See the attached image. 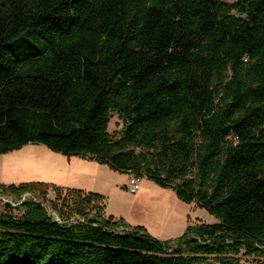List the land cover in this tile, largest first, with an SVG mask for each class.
Returning <instances> with one entry per match:
<instances>
[{
  "label": "trees",
  "instance_id": "1",
  "mask_svg": "<svg viewBox=\"0 0 264 264\" xmlns=\"http://www.w3.org/2000/svg\"><path fill=\"white\" fill-rule=\"evenodd\" d=\"M29 144L173 187L218 223L162 242L103 195L55 187L56 218L47 185L0 186L43 200L0 214V264L263 258L264 0H0V155Z\"/></svg>",
  "mask_w": 264,
  "mask_h": 264
},
{
  "label": "rangeland",
  "instance_id": "2",
  "mask_svg": "<svg viewBox=\"0 0 264 264\" xmlns=\"http://www.w3.org/2000/svg\"><path fill=\"white\" fill-rule=\"evenodd\" d=\"M223 1L227 4L237 2V0ZM233 14L238 15L237 11H233ZM41 48L42 45L33 44L25 49L14 48L13 52L18 54L21 51L31 55ZM123 127V122L116 113H113L108 132L117 139ZM128 177V174L114 171L108 165L88 158L67 157L39 144H29L20 150L0 155V186L47 185L49 201L43 204L49 214L56 218H58L57 214L52 211L49 204L63 202L56 198V191L53 189L59 187L64 193L66 189H79L87 193L103 195L107 215H111L116 220L123 219L131 228L137 225L143 226L151 236L162 242L176 241L189 226L218 223L206 209L182 202L174 189L161 187L147 177L140 179L141 189L137 194L130 193L126 187ZM30 199L43 202L30 194L17 199L0 193V214L5 215L10 212L7 208L8 204L17 208ZM13 213L18 214L19 211L14 209ZM78 219L73 218L72 222ZM238 258L240 264H257L264 261V257L249 256L244 251ZM198 264L221 263L209 258Z\"/></svg>",
  "mask_w": 264,
  "mask_h": 264
},
{
  "label": "built area",
  "instance_id": "3",
  "mask_svg": "<svg viewBox=\"0 0 264 264\" xmlns=\"http://www.w3.org/2000/svg\"><path fill=\"white\" fill-rule=\"evenodd\" d=\"M127 189L132 194H137L140 190V180L135 176H131L128 180ZM126 230L127 228H123Z\"/></svg>",
  "mask_w": 264,
  "mask_h": 264
},
{
  "label": "crops",
  "instance_id": "4",
  "mask_svg": "<svg viewBox=\"0 0 264 264\" xmlns=\"http://www.w3.org/2000/svg\"><path fill=\"white\" fill-rule=\"evenodd\" d=\"M130 177H131V176L128 177V180H129ZM140 189H141V187H140ZM90 193H91V192H90ZM106 216H111V215H107V214H106ZM137 226H140V225H137Z\"/></svg>",
  "mask_w": 264,
  "mask_h": 264
},
{
  "label": "bare ground",
  "instance_id": "5",
  "mask_svg": "<svg viewBox=\"0 0 264 264\" xmlns=\"http://www.w3.org/2000/svg\"><path fill=\"white\" fill-rule=\"evenodd\" d=\"M23 156V155H22ZM46 156V155H45ZM48 158V157H47ZM43 166V165H42ZM40 168V167H39ZM38 178V177H37ZM175 226V225H174Z\"/></svg>",
  "mask_w": 264,
  "mask_h": 264
},
{
  "label": "water",
  "instance_id": "6",
  "mask_svg": "<svg viewBox=\"0 0 264 264\" xmlns=\"http://www.w3.org/2000/svg\"><path fill=\"white\" fill-rule=\"evenodd\" d=\"M173 188V187H172Z\"/></svg>",
  "mask_w": 264,
  "mask_h": 264
}]
</instances>
